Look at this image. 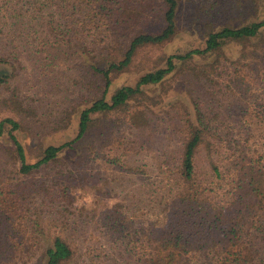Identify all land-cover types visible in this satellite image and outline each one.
Here are the masks:
<instances>
[{
  "label": "trees",
  "instance_id": "trees-1",
  "mask_svg": "<svg viewBox=\"0 0 264 264\" xmlns=\"http://www.w3.org/2000/svg\"><path fill=\"white\" fill-rule=\"evenodd\" d=\"M259 1L206 2L194 15L201 47L147 64L140 54L176 34L180 0H0V138L9 141L0 147V264H264V106L210 89L231 44L232 61L264 85ZM182 70L180 91L156 92ZM122 73L132 81L113 85ZM133 107L143 119L174 107L177 147L155 165L114 155L110 170H87L99 152L75 146L101 117ZM23 120L72 135L27 157ZM225 121L246 137L233 138ZM78 191L89 200L75 204Z\"/></svg>",
  "mask_w": 264,
  "mask_h": 264
},
{
  "label": "rangeland",
  "instance_id": "rangeland-1",
  "mask_svg": "<svg viewBox=\"0 0 264 264\" xmlns=\"http://www.w3.org/2000/svg\"><path fill=\"white\" fill-rule=\"evenodd\" d=\"M208 1L180 0L176 34L166 43L154 47L146 53H141V58H137V63H139L140 61H147L148 64L150 63V61L155 60V57L163 53L167 54L172 52H182L193 47H201V27L200 25H198L197 20L194 18V15L198 11L199 6L204 7L205 3ZM256 13L258 14V16H264V0L259 1V6L256 10ZM148 24L151 27L154 26V24L152 23V19H150V22ZM237 47L238 45L234 44L228 45L224 49V54L218 57L217 69L218 71H220V76L217 77L218 83L212 85L210 89H219L220 91L217 93V96L220 99L226 100H229V98H225V96H222L220 94L221 92L227 93L230 90L232 91V94L230 95L231 97L241 98L243 97V95L240 94V91H244L246 98L252 101L253 105L259 103L260 107H263L264 85L261 83L263 81L261 80V75L253 74L257 71H255L254 68L248 69L244 66H239V64H236L232 61V58L237 56V52H235L237 50ZM195 62L200 63L201 60L199 58H195ZM147 64L140 63L139 65L142 67L143 65ZM234 69H237L238 71L233 72ZM133 71H137V69H134ZM183 71L185 70L178 71L175 74H172L169 82H167L161 90L157 89L156 92L161 91L162 93L169 94L173 89H178V91H180L183 84L185 83V73ZM244 72H246V74L243 75V81L239 83V80H237L235 76L236 74L242 75ZM259 72L261 71L259 70ZM131 73L120 74L114 79L113 85H117L122 82L130 83L132 81V77L134 76ZM252 77H255V79L252 80ZM33 82L34 81L30 82V85H32ZM227 84L229 85V89L225 88V85ZM43 85L45 84L39 83L35 85L33 89L28 84L30 90H28L27 92L30 93L40 91V88ZM48 88L49 86L47 85L46 89L48 90ZM22 89L24 91L27 88L22 87ZM37 96L43 100V103L49 101L42 94H38ZM171 96L174 97L176 95L173 94ZM171 99L172 98H170V100ZM180 103L183 102L180 101ZM237 104L239 107L241 105L240 101ZM133 109L134 107L132 108V110H129L126 113H120L117 111L108 114L106 117H101L97 123V129L91 132L89 139L86 141L88 145L84 143L81 146H75L95 147L97 149L96 151L99 152L98 155L89 154L87 156V170L92 171L93 173L97 171L100 174L104 173L103 170H105V172L110 170L109 168H106L108 164L106 161H108L109 158L114 155H119L120 158L125 162L131 161V159H136V161L139 162L140 159H142V163L144 161L146 163L148 162L151 165H155V163H159L160 160L167 159L166 156H159L162 149L165 153H167V151L170 150L169 147H177L175 140L170 139V136L172 135L171 131H173L172 126L176 123L174 117H172V112L175 111L174 107L172 109L168 108L172 111L169 112V114L162 112L161 114H158V116H155L153 113H147L144 119L139 117L134 118V116L131 114V111H133ZM219 113L222 115L221 112ZM225 113L230 112L226 111ZM4 115H6V113L3 112V108L0 107V118ZM22 122L26 126V128H24L25 130H22L20 132V136H24L22 138L23 140L21 139V142L22 144H24L27 157H32L34 155V147L59 143L65 139H68L72 135L69 129H60L56 132H50L51 128L46 126L43 121H37L34 123L30 122L27 124L24 120ZM47 122L52 123V121ZM224 124L226 127L231 129L233 138L246 137L247 134L243 135L242 128H236V126L234 125V121H225ZM8 146L9 141H7V139L5 140L4 138H0V147ZM249 149H258L260 151V149L254 145V143L251 144V147H249ZM77 151L78 150L74 151V153H76ZM143 153H146V155H143ZM261 153H264V151L262 150L256 155H262L260 161L264 163V154ZM102 155H104V157H102ZM67 156L70 159L71 154H68ZM0 164H4L3 160H1ZM88 195V193L83 191L75 192V204L78 205L87 202L89 200Z\"/></svg>",
  "mask_w": 264,
  "mask_h": 264
}]
</instances>
